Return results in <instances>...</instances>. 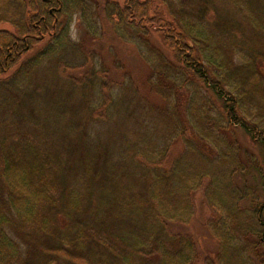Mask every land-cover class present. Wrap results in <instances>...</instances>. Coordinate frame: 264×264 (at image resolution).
I'll use <instances>...</instances> for the list:
<instances>
[{"label":"trees","instance_id":"obj_1","mask_svg":"<svg viewBox=\"0 0 264 264\" xmlns=\"http://www.w3.org/2000/svg\"><path fill=\"white\" fill-rule=\"evenodd\" d=\"M91 6L0 0V264H196L201 188L205 264H264V0L107 1L138 81L72 39Z\"/></svg>","mask_w":264,"mask_h":264},{"label":"rangeland","instance_id":"obj_2","mask_svg":"<svg viewBox=\"0 0 264 264\" xmlns=\"http://www.w3.org/2000/svg\"><path fill=\"white\" fill-rule=\"evenodd\" d=\"M107 1L109 0H89L97 34L94 33L96 31H90L80 14L76 13L70 25L72 39L85 49H94L98 61L105 64L114 77L121 79L126 75L138 81L149 73L148 66L140 57L136 45L121 38L105 18L103 6ZM1 29H12V25L0 22ZM152 40L165 50L157 34L153 33ZM193 203L194 215L189 224H172V229L188 232L193 236L200 250V258L196 264H205V258L214 256L217 250V242L211 236L208 223L218 213L208 204L203 188L194 193Z\"/></svg>","mask_w":264,"mask_h":264}]
</instances>
